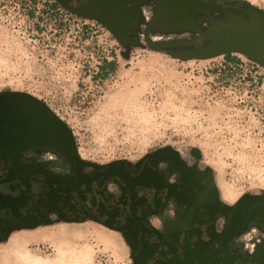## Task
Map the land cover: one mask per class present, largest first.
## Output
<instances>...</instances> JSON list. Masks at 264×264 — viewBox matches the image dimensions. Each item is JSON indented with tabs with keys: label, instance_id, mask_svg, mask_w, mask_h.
Masks as SVG:
<instances>
[{
	"label": "rangeland",
	"instance_id": "1",
	"mask_svg": "<svg viewBox=\"0 0 264 264\" xmlns=\"http://www.w3.org/2000/svg\"><path fill=\"white\" fill-rule=\"evenodd\" d=\"M242 1L264 10V0ZM6 92L44 103L98 163L172 148L208 167L226 200L264 192V67L240 52L182 59L141 38L125 45L55 0H0ZM129 263L125 242L90 221L0 242V264Z\"/></svg>",
	"mask_w": 264,
	"mask_h": 264
},
{
	"label": "flooded vegetation",
	"instance_id": "2",
	"mask_svg": "<svg viewBox=\"0 0 264 264\" xmlns=\"http://www.w3.org/2000/svg\"><path fill=\"white\" fill-rule=\"evenodd\" d=\"M55 1L125 45L141 38L167 52L197 49L188 42L215 24L253 18L232 0ZM179 45L186 49L171 50ZM86 221L118 235L129 264H264V192L226 200L208 167L172 148L98 163L44 103L0 94V242Z\"/></svg>",
	"mask_w": 264,
	"mask_h": 264
},
{
	"label": "water",
	"instance_id": "3",
	"mask_svg": "<svg viewBox=\"0 0 264 264\" xmlns=\"http://www.w3.org/2000/svg\"><path fill=\"white\" fill-rule=\"evenodd\" d=\"M240 2V10L251 13L250 20H239L235 22L227 21L211 26L203 34L194 40L188 42L191 45H197V49L181 50L178 52H169L173 57L187 58H208L227 52H240L250 59H256L258 63L264 66V50L258 42V38H264V10L242 0H232ZM210 42L202 43L209 39ZM167 46L166 43H153L151 48L158 49ZM32 100L38 102L28 94H25Z\"/></svg>",
	"mask_w": 264,
	"mask_h": 264
},
{
	"label": "trees",
	"instance_id": "4",
	"mask_svg": "<svg viewBox=\"0 0 264 264\" xmlns=\"http://www.w3.org/2000/svg\"><path fill=\"white\" fill-rule=\"evenodd\" d=\"M108 64L110 65V66H112L113 65V62H108ZM101 68H103V66H101Z\"/></svg>",
	"mask_w": 264,
	"mask_h": 264
}]
</instances>
